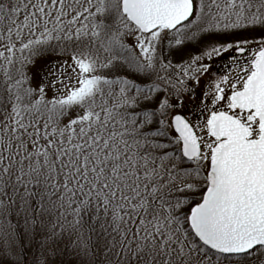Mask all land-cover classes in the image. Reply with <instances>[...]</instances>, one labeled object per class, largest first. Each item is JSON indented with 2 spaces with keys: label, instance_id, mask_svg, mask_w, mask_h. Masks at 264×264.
Wrapping results in <instances>:
<instances>
[{
  "label": "snow or ice",
  "instance_id": "6c2138e0",
  "mask_svg": "<svg viewBox=\"0 0 264 264\" xmlns=\"http://www.w3.org/2000/svg\"><path fill=\"white\" fill-rule=\"evenodd\" d=\"M0 264H264V0H0Z\"/></svg>",
  "mask_w": 264,
  "mask_h": 264
}]
</instances>
